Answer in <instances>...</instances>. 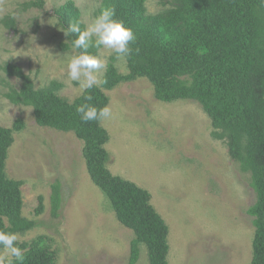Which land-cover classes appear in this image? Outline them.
I'll use <instances>...</instances> for the list:
<instances>
[{"label": "rangeland", "instance_id": "obj_1", "mask_svg": "<svg viewBox=\"0 0 264 264\" xmlns=\"http://www.w3.org/2000/svg\"><path fill=\"white\" fill-rule=\"evenodd\" d=\"M29 1L37 0H0V67L7 62L22 67L37 89L58 82L59 97L72 104L83 94L68 77L67 57L77 53L62 48L66 38L54 10L74 2L87 27L103 0H43L42 10L24 12ZM168 1L148 0L147 13L159 14ZM7 17L16 20L17 31L2 24ZM99 57L107 62L97 73L101 84L111 66L121 75L130 74L126 58L117 60L104 48ZM7 82L20 87L19 80L0 68V125L11 128L19 120L25 124L14 135L7 176L22 184L23 217L36 222L35 228L17 235V242L30 247L39 237L46 238L56 264H129L134 233L118 222L92 181L84 141L73 132L39 127L31 107L5 98ZM107 95L114 114L102 123L110 139L105 147L108 168L150 192L170 230L168 264H251V177L230 159L225 143L212 137L211 120L201 106L193 101L161 102L143 78ZM56 188L58 218L52 206ZM6 255L0 248V256ZM137 264H149L145 246Z\"/></svg>", "mask_w": 264, "mask_h": 264}, {"label": "trees", "instance_id": "obj_2", "mask_svg": "<svg viewBox=\"0 0 264 264\" xmlns=\"http://www.w3.org/2000/svg\"><path fill=\"white\" fill-rule=\"evenodd\" d=\"M147 1L103 0L96 13L114 7L116 18L133 30L136 40L130 44L132 54L126 57L129 75H121L111 66L99 87L70 104L59 97L62 85L58 82L37 89L22 67L7 62L1 70L19 80L20 87L7 82L5 98L13 105L31 107L39 127L73 132L84 141L92 181L105 195L118 222L134 233L129 264H137L141 246L146 248L149 264H168L169 227L153 206L150 192L111 173L105 149L108 132L102 123L82 122L76 108L85 103L98 108L109 105L107 91L141 78L153 85L161 102L198 103L211 120L212 137L225 143L230 159L251 177L255 193L248 210L255 228L251 264H264V0H169L164 5L168 8L152 16L147 13ZM43 8V0L23 5L24 12ZM54 17L63 30L77 21L82 30L86 28L72 1L56 8ZM2 24L17 31L12 17ZM77 37L76 33L65 35L62 48L73 50L72 41ZM100 50L89 51L99 56ZM87 94L92 95L91 101L85 100ZM24 126L22 120L11 128L0 125V231L16 235L36 227V222L23 217L22 184L9 179L6 171L14 135ZM54 194L53 216L58 218L57 188ZM17 246L25 250L22 264H56V254L44 237L30 247L18 242ZM13 264L21 262L13 259Z\"/></svg>", "mask_w": 264, "mask_h": 264}, {"label": "clouds", "instance_id": "obj_3", "mask_svg": "<svg viewBox=\"0 0 264 264\" xmlns=\"http://www.w3.org/2000/svg\"><path fill=\"white\" fill-rule=\"evenodd\" d=\"M60 30L67 37L70 33L78 34L71 45L73 51L78 50V53L67 57V70L69 79L79 84L82 93L100 86L97 73L107 66L105 60L89 51L91 48L110 50L115 54V58L120 60L132 54L130 44L136 40L133 30L116 18V10L111 6L103 7L100 14L83 30L79 21L71 23L67 30ZM92 99V95H85V100ZM76 111L84 123H103L114 118L110 105L98 108L85 103L78 106ZM17 240L15 233L0 231V246L7 253L6 256H0V264H13V259L22 264L25 250L17 246Z\"/></svg>", "mask_w": 264, "mask_h": 264}]
</instances>
